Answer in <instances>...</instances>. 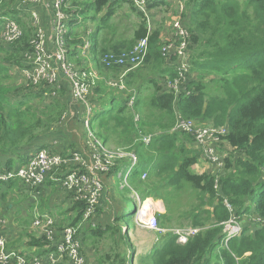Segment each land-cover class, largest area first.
Masks as SVG:
<instances>
[{
    "label": "trees",
    "instance_id": "obj_1",
    "mask_svg": "<svg viewBox=\"0 0 264 264\" xmlns=\"http://www.w3.org/2000/svg\"><path fill=\"white\" fill-rule=\"evenodd\" d=\"M112 1L66 0V6L68 4L67 10L74 18L92 14V19L97 20L94 15L99 17L106 11L99 21H108L115 15L113 6L115 9L118 3L124 2ZM162 3L168 4L149 0L148 8ZM246 3L251 5L255 15L244 11L239 0H188L184 22L196 49L195 60L191 63L194 77H190L187 90L178 96L164 86V79L167 76L173 78L175 71L162 56L161 30L154 29L148 35L147 19L135 7L132 8L140 20L135 25L132 39L119 38L116 41L118 39L114 38V45L103 39L102 45L96 48L102 77L117 79L131 67L130 61L137 55L136 47L141 40L148 38L143 65L123 77L128 90L114 88V91H120L115 95L112 87L103 80L93 88L89 97L94 108L91 121L95 127L98 124L99 134H104L107 129L105 139L109 131L119 129L118 145H129L128 149L134 147L139 156L134 180L144 189L141 200L164 198L169 212L172 208L168 199L177 202L186 191H191L188 196L197 201L186 215L200 227L198 232L186 243H180L175 233L161 235L160 241L138 260V264H264V0H247ZM40 7L23 3V0H0V16L12 17L22 28L19 39L5 42L0 37V170L25 165L40 149L64 153L59 150L62 147L56 148L55 142L62 146L64 141L66 147L71 129L69 122L82 123L80 104L74 106V111H79L76 117L67 121L71 112L66 120L63 118L72 100V83L67 78L64 77L66 85L59 88L47 82L33 85L30 81L19 87L13 81L15 72L20 73L32 66L27 54L34 52L32 41L36 27L25 19L31 17L32 9ZM27 10L28 15H23ZM1 27L0 21V30ZM81 41L72 30L65 37V42L73 46L71 59L79 67L83 62L75 47ZM208 77L216 85L215 89L204 82ZM149 89L150 94H143ZM52 90L57 94L48 96L46 92ZM132 97L134 103L130 105ZM178 115L197 123L227 126L228 132L222 138L238 156L230 154L224 158L222 173L191 170L200 153L186 148L187 141L193 142L190 135L171 132ZM141 134L152 136L149 144L141 141L135 145L133 136ZM127 162L125 159L116 161L108 174L123 169ZM55 172H50L46 180H50L49 176ZM144 172L148 176L146 181L142 180ZM17 182L0 181V199L4 200ZM102 184L99 207L105 208L110 203L106 201L108 188ZM42 188H36L35 193ZM165 190L171 194L163 195ZM123 191L119 194L124 198L123 205L115 211L114 204L111 218L95 223L93 217L87 226H80L84 252L87 245L93 244L92 238L99 239V243L108 235L113 238L109 252L99 257V264H135L131 239L121 221L129 215L135 216L138 204ZM84 206V203L74 205L76 218L72 224L80 223ZM9 208L13 209L11 202L6 203L5 211ZM247 216H255L256 225L242 224L241 233L226 243L225 223L231 219L242 222ZM167 219H170L169 215L159 217L160 227ZM33 242L41 245L44 240L35 239ZM46 252L43 251L42 255L45 256Z\"/></svg>",
    "mask_w": 264,
    "mask_h": 264
},
{
    "label": "built area",
    "instance_id": "obj_2",
    "mask_svg": "<svg viewBox=\"0 0 264 264\" xmlns=\"http://www.w3.org/2000/svg\"><path fill=\"white\" fill-rule=\"evenodd\" d=\"M124 2L132 4L138 11L143 12L147 19L149 35L153 31L147 12V10H150L148 8L149 0H124ZM169 2L171 3V8L173 7L170 25L171 35L164 39L161 36L160 48L162 56L166 59L168 65L173 66L175 71L173 78L167 76L164 79V86L178 96L181 92L187 90L186 86L190 79L188 76L191 73L192 67L189 56L191 35L189 28L184 22L185 18L183 19V16L188 13V0H169ZM23 3L40 5L43 9L54 10L52 23H50L51 37L47 36L39 9L31 10V21H33L36 27V36L32 41L34 52L27 54L32 66L30 69H23L24 71H21L24 81H30L33 85L47 82V84L51 86L55 85L56 88H59V73L57 70L71 80L72 99L75 100L76 104H80L82 108L81 116L84 118L88 149L84 151L71 150L67 154L51 153L48 149H40L25 165L11 170L1 169L0 181L10 182L11 180H20L26 187L37 188L44 184L50 172L64 169L65 174L59 178L57 176L55 181L57 180L62 188L71 194L72 205L84 203L85 206L80 223L75 225L71 222L60 226L52 213H45L35 218L31 231L35 236L40 237L38 239L44 240V243H46L43 251H47L45 257L49 264H86L88 260L79 235L80 226L91 221L97 213V208L101 205L100 198L103 194V180L100 174L107 175L116 165L113 153L102 151L103 143L91 128L90 116L94 108L89 97L92 94L93 85L97 80H103L112 88L126 90L123 77L128 71L143 65L144 57L147 54L148 38L142 39L138 44L136 47L137 55L130 61L132 63L131 67L121 77L117 79L105 78L102 77L97 69L80 70L71 62L70 49L68 48V43L65 42V37H67L70 31L68 20H70L69 18L72 15L67 12L68 4L66 6V0H23ZM0 21L2 24L0 37L5 42L14 41L22 36L21 26L12 17L0 16ZM90 46V42L87 41L84 46L85 50ZM78 76H82L81 82L77 78ZM56 92V90H52L46 92V94L48 96H55ZM186 93L189 94L190 92ZM133 103L134 97L131 98L130 105H133ZM71 111L72 107L69 106L66 116L63 117L64 120L68 118ZM76 114H79V111L72 112L70 117ZM171 132L192 134L202 152V158L210 162L208 164L209 168L213 167L212 173L219 175L223 172L224 160H222L217 146L221 141H224L222 136L227 134V126H214L212 124L198 126L194 119H184L178 115L177 122L171 128ZM148 136L149 138L143 141L146 144L150 143L152 137L151 135ZM119 151L116 153L119 159H130V172L138 161L137 156L134 153L123 151L127 156L120 157ZM119 178H122V172L119 173ZM134 193L138 195L136 192ZM144 205L140 214L146 223L140 222V226L148 225L149 227L157 228L156 218L152 215L145 216L143 214V211L152 208L146 209ZM226 205L229 209H232L227 201ZM1 211L2 205L0 202V259L6 258V239L2 233V228L6 222L1 217ZM242 229V222H238L235 219L226 222L224 228L226 243L231 238L238 236ZM196 232H198V229L176 232L175 234H177L180 243H186L189 237ZM29 249L37 251L39 248L32 246ZM17 251L19 252L17 254L18 264H44L42 252H38L37 255H30L22 249ZM30 257L31 259L27 262Z\"/></svg>",
    "mask_w": 264,
    "mask_h": 264
},
{
    "label": "rangeland",
    "instance_id": "obj_3",
    "mask_svg": "<svg viewBox=\"0 0 264 264\" xmlns=\"http://www.w3.org/2000/svg\"><path fill=\"white\" fill-rule=\"evenodd\" d=\"M160 1L168 2V4L163 3L159 8H153L152 10H147V12L149 14L150 21L153 24L152 27H156L160 29L161 36L164 39L171 35L170 25L172 22L173 7L171 8V3L169 4L168 0H160ZM239 1L241 3V8L244 11L247 10L249 15H255L254 9L251 7V5H247L246 3L247 0H239ZM247 6H249V8H247ZM132 7H134L132 4L130 5L125 2L118 3L115 9L113 6V10H115V15L113 14L110 20L104 21V23H101L100 24L101 28H99L98 23H99V19L101 18V16H103L102 14L99 17L96 14L94 15L96 18H98L97 20L92 19V14H84L83 16H79L77 18L78 24L77 26H75L74 31H75L76 36L82 40L81 43H79L76 48V51L78 52L79 56L83 59L82 61L84 62V65L81 67L82 69L90 70L94 68L100 72L101 61L98 57V54L95 48L96 37H99V39L101 40L105 39L109 45L114 42V38L116 39L126 38V40H129V41L132 39L134 30H135V25L137 24V21L140 20L137 15V11H135ZM28 13L29 12L27 10L23 15H28ZM39 13L42 17L43 24H45L47 20L46 12L43 11L41 13L40 11ZM184 18L185 16H183V19ZM25 20H27V22H31V17L30 18L28 17ZM86 27L92 29L93 30L92 33H87L85 29ZM97 31L99 33L95 35L94 33H96ZM114 32H115V36H114ZM85 40H88L91 42L90 48L86 50L84 47ZM189 47H190L189 48L190 61L191 63H193V61L195 60L194 58L196 55V49L192 42H190ZM68 48L72 50L73 46L68 45ZM70 60L74 64H77L75 60L71 58ZM157 74H159V72ZM193 74H194V71H191L188 77L189 78L194 77ZM77 78L79 79L80 82L82 81V76H78ZM68 80L69 82H71L70 79ZM210 80H211V77H208L204 80V82L214 88L216 85L212 84ZM13 81L19 87L23 86L22 84L25 83V81H24L21 71L20 73L15 72L13 74ZM97 83H98V80L97 82H95L93 86L96 87L98 85ZM160 83H163V80H161ZM112 91L113 93L115 92L114 93L115 95L120 93V91H116V90L114 91V88H112ZM150 91H151L150 89L143 91V94H150ZM46 100H49V99H46ZM74 117L76 116L71 117V119ZM80 119L82 123L80 122L73 123V128L70 129V135L68 134L66 140L69 143L70 148L78 150V151H84L88 149L87 135H86V131L84 128L83 116H81ZM110 121L111 120L107 121L105 128L108 127ZM71 124H72V121H70V125ZM90 125H91L92 130L96 134V136L103 143L102 151L112 152L113 158L115 161L120 162V160L122 159L129 160L128 158L119 159L116 155V153L119 150H122V151H119L120 157L127 156L125 155L124 152L136 153L134 151V147H132V149H128L129 145L128 146L118 145V142H119L118 133L120 131L119 129L115 131L114 130L109 131L108 138L105 139L104 135L106 134L107 129L105 130L104 134H99V126L97 123H96V127L92 124L91 116H90ZM197 125L203 126V125H207V123L205 124L197 123ZM59 126L61 128L63 127V125L61 124ZM185 135H188V136L190 135L193 139V142L187 141L186 142L187 145L184 143V145H186V148L188 147L187 149L190 148L189 149L190 151L195 150L200 153V157L198 161L191 167V170L197 173H203V172L212 173V171L210 170L208 166L210 162L202 158V152L199 149L194 136L190 133H185ZM133 138H134L135 145H136L137 142L146 141L149 138V136L148 134H141L139 137L133 136ZM66 149L67 148H60L59 150L63 152ZM219 152L222 156V160H224L226 156H230V154L232 156H238L237 151H233V148L230 149L228 145L226 144L221 145V147L219 148ZM127 169L128 168L125 167L124 174H126ZM136 170H137V167L134 169L133 175H131L127 180L125 179L118 180L121 168H118L114 173H111L108 175L100 174V177L102 178L103 183L105 184V187L108 188V191L106 192V201L109 202L110 205H108L107 207L105 206V208H100L101 207L100 206L99 207L100 209L98 208L97 213L94 216L93 220L95 221V223H98V222H103V221L106 222L108 218H111L113 210H114L113 208L114 204L116 203L115 211H118L119 207L123 205L124 198L121 195L119 196V194L121 193V190H124L123 192L126 193V196L127 197L130 196L134 200V202L138 204V213L135 216L129 215L128 217H125L121 221L122 225L124 226V230L127 231L128 235L130 236L131 244L133 246L132 251H134L133 258H134L135 264H138V260H140L141 257L145 255L147 252L152 250L154 244L160 241L161 235H164L167 233L197 230L200 227L195 226L190 221V218L186 215V212L191 210L192 207L197 202L195 199H192L188 196V194L191 191L190 192L186 191L185 196L178 197L179 200L177 202H172V198L168 199L170 201L172 212L168 211L164 198L154 199V198L149 197L150 202H148V204L149 205L151 204L152 209H149L148 207H146L147 199L145 201L141 200L144 189L142 186L138 184L137 181L134 180V173ZM63 174H65V171L63 172ZM114 174H117V176L115 177ZM59 177L61 176H58V178ZM49 178L50 180H46L44 182L46 186H56L55 184L51 182L53 180L54 182L59 183L57 180L55 181L56 177L54 174L52 176H49ZM147 179H148V176H146L145 178L144 177L142 178V180L144 181H146ZM26 188H29V187H26L20 180H18V182L16 183V186H14L13 189L11 190L9 189L10 190L9 195H6L4 200H2V198L0 199V202L2 205L1 213L5 212L4 202H5V205L7 202H11L13 204V208L16 209V211H12L10 208L7 210L11 214V218H8V220L12 221V226L9 228L10 226V221H9L8 229H7L8 231L5 233L4 231H2L6 239V253H5L6 258L0 259V264L1 263L18 264L17 254L19 252L17 250L22 249L25 253H28L30 255L32 254L37 255L38 252L39 253L43 252L44 247L46 246V243H42L41 245H35L36 243H34L33 241L40 237L35 236L32 233L31 228L33 226L35 218L39 214L42 213L41 209L43 210L46 207L50 208L49 205L47 204L48 202H50V200H46L48 198H43V197L40 198V195L35 193L36 188H29V190H26ZM39 191H41L42 193L43 189H40ZM116 191H118L117 192L118 198L115 200L114 198L116 197V193H115ZM31 192H33L32 196H31ZM134 192H136L138 195H136ZM162 194L165 196H168L171 194V192L165 190L162 192ZM31 197H36L34 199L36 201H33V200L31 201ZM143 205L146 207V209H149V210L143 211V214H145V216H150V215L154 216L157 220V228L149 227L148 225L140 226L139 224L140 222L146 223L140 214ZM153 208H156V209H153ZM120 211L118 213H120ZM163 215H169L170 219L165 220V224L162 227H160L161 225L159 223V217ZM242 219H243L242 224L256 225L257 223L256 221L257 219L255 216H252V217L247 216V217H243ZM88 223L89 222L83 225L87 226ZM28 240L29 242H27ZM38 240H41V239H38ZM112 240L113 238L110 235H108L104 239H101L100 243H99V239H97L96 237L91 239V241H93V244H90V246L87 245L86 246L87 248L85 249L86 251L85 254L87 256V260L89 264H99V260H100L99 257L104 256V254H106L105 252H109L110 246L112 245L111 243ZM30 243L32 246H36L39 249L37 251L30 250L29 247H32ZM30 259L31 257L28 258L27 262H29ZM43 261H44V264H49L45 256L43 257ZM60 264H64V263H60Z\"/></svg>",
    "mask_w": 264,
    "mask_h": 264
},
{
    "label": "crops",
    "instance_id": "obj_4",
    "mask_svg": "<svg viewBox=\"0 0 264 264\" xmlns=\"http://www.w3.org/2000/svg\"><path fill=\"white\" fill-rule=\"evenodd\" d=\"M46 1H48V0H46ZM111 1V3H113V1L112 0H110ZM169 1V0H168ZM170 3V2H169ZM163 4V3H162ZM161 4V5H162ZM161 5H159V6H157V7H154V8H159ZM67 7H69V6H67ZM39 8V7H38ZM153 9V8H152ZM152 9H150V10H152ZM41 11V13L43 12V11H45L46 12V18H47V20H46V23L45 24H43V26L45 27V31H46V33H47V36L48 37H51L52 36V33H51V30H50V23H52L51 22V20H52V17L54 16V10H52V9H43L42 7H40V9H39V12ZM152 20H154V19H152ZM152 26H153V24H152ZM154 29H158V28H156V27H153V30ZM72 31L73 32H75L74 31V28L72 29ZM116 41H119V38H118V40H116ZM95 42L97 43V45L100 47L101 45H102V40L101 39H99V37H97L96 38V40H95ZM113 45H114V42L112 43ZM58 71V76H59V82H58V84H59V86H61V85H66V83H67V81H66V77L65 76H63V74L61 73V72H59V70H57ZM61 77V78H60ZM65 77V78H64ZM62 79V80H61ZM70 88H71V85H70ZM76 105V103H75V100L74 99H72L71 100V103H70V105L69 106H71L72 107V111L71 112H75L74 110H75V106ZM78 114H76L75 116H77ZM71 119V117L69 118V120ZM73 123H75V122H73ZM73 123L70 125V122H69V125H70V127L72 128L73 127ZM55 144H56V148H60V147H62V148H67L65 151H63L64 153H62V154H67V153H69L71 150L69 149L70 148V145H69V143L67 142V144H66V147H65V142L63 141V145L61 146V145H59L58 144V142L56 141L55 142ZM224 144H226V145H228L227 143H226V141L224 140V141H221L220 143H219V145L217 146V148H218V150H219V148L221 147V145H224ZM228 147L231 149L232 147H230L229 145H228ZM70 150V151H69ZM69 151V152H68ZM233 151H235V149L233 148ZM212 169H213V167H211L210 168V170L212 171ZM63 172H64V169H59V170H57L55 173H54V175H55V177H57V176H62L63 175ZM213 172V171H212ZM52 182V181H51ZM53 183V182H52ZM53 184H55L56 186H46L45 184H43L42 185V189H43V192L41 193V191H38L36 194H39L40 195V198L41 197H43V198H48V199H46V200H50V202H48L47 204L49 205V207L50 208H45V209H41V214H45V213H52L53 214V216L56 218V220H57V223H59L60 224V226H63V225H65L66 223L67 224H69V223H71V222H73V220L76 218V212H75V209L73 208L74 207V205H72L71 204V194H69L64 188H62V186L59 184V183H53ZM26 190H29V189H27L26 188ZM33 195V192H31V196ZM36 197H31V201L33 200V201H36V200H34ZM4 202V201H3ZM147 203L148 202H150V199L148 198L147 199V201H146ZM149 205V204H148ZM4 206H5V202H4ZM149 206H151V205H149ZM12 211H16V209L15 208H13L12 209ZM1 215H3V218H4V220H5V222H6V224H5V226L2 228L3 229V231L5 232V230L8 228V224H9V221H10V226H9V228L12 226V221L11 220H8V218H11V214H10V212L9 211H5L4 213H2ZM36 215H38V214H36ZM36 215H35V217H36ZM40 215V214H39ZM8 231V230H7ZM6 231V232H7ZM24 241H25V239H24Z\"/></svg>",
    "mask_w": 264,
    "mask_h": 264
},
{
    "label": "clouds",
    "instance_id": "obj_5",
    "mask_svg": "<svg viewBox=\"0 0 264 264\" xmlns=\"http://www.w3.org/2000/svg\"><path fill=\"white\" fill-rule=\"evenodd\" d=\"M67 12H68V10H67ZM70 15H72V17H70L69 19L70 20H68V25H69V27H70V30H72L73 28H75V26H77V24H78V20H77V18H74L73 17V14L72 13H70V12H68ZM104 13L105 12H103L102 13V15H104ZM30 14H31V11H30ZM72 19H73V21H72ZM76 21V22H75ZM99 23L101 24V23H104V21H99ZM98 23V24H99ZM86 29V31H87V33H92V29H90V28H88V27H86L85 28ZM70 32V31H69ZM88 40H85V42H84V46H85V44H86V42H87ZM90 42V41H89ZM90 44H91V42H90ZM98 47V45H96V42H95V48H97ZM75 48H77V45H76V47ZM90 48V47H89ZM73 50V49H72ZM70 54H71V50H70ZM85 54H86V52H85ZM71 56L72 55H70V58H71ZM81 59V63L83 62L82 60V58H80ZM76 65V67L78 68V69H80V70H84V69H82L81 67H79L77 64H75ZM83 65H84V62H83ZM100 73V72H99ZM64 76V75H63ZM66 77V76H65ZM67 78V77H66ZM68 79V78H67ZM94 110V109H93ZM93 112V111H92ZM92 115V114H91ZM135 155H136V153H134ZM137 156V158H138V161H137V163H136V165L134 166V168L129 172V168H130V166H131V161H130V159L128 160V162H127V164H126V166L125 167H127L128 169H127V172H126V174H124V169H125V167L123 168V169H121V171L120 172H122V178H119L118 177V179H125V180H127L130 176H131V174L133 173V171H134V169L139 165V156L138 155H136ZM144 174V175H143ZM142 174V178L144 177H146L147 176V172H144ZM146 199H148V198H146ZM145 199V200H146ZM145 200H142V201H145Z\"/></svg>",
    "mask_w": 264,
    "mask_h": 264
},
{
    "label": "bare ground",
    "instance_id": "obj_6",
    "mask_svg": "<svg viewBox=\"0 0 264 264\" xmlns=\"http://www.w3.org/2000/svg\"><path fill=\"white\" fill-rule=\"evenodd\" d=\"M150 205H151V204H150ZM146 207L151 208V206H149L147 202H146Z\"/></svg>",
    "mask_w": 264,
    "mask_h": 264
}]
</instances>
